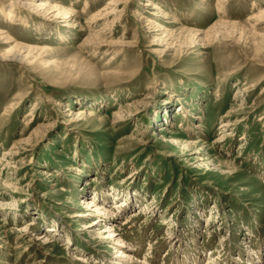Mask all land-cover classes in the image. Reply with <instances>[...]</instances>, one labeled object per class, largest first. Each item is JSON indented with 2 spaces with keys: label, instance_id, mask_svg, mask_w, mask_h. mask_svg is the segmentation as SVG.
Here are the masks:
<instances>
[{
  "label": "rangeland",
  "instance_id": "374dc122",
  "mask_svg": "<svg viewBox=\"0 0 264 264\" xmlns=\"http://www.w3.org/2000/svg\"><path fill=\"white\" fill-rule=\"evenodd\" d=\"M114 1L0 0V264H264V0Z\"/></svg>",
  "mask_w": 264,
  "mask_h": 264
},
{
  "label": "bare ground",
  "instance_id": "6f19581e",
  "mask_svg": "<svg viewBox=\"0 0 264 264\" xmlns=\"http://www.w3.org/2000/svg\"><path fill=\"white\" fill-rule=\"evenodd\" d=\"M110 4H118V3H116L114 0H113V2H111ZM46 8H48V4H47V1H42V2H40V3H38L37 5H36V9L38 10V11H42V10H44L43 11V13H45V11L47 10ZM51 8H53V9H55V7H51ZM54 11V10H53ZM114 12V11H113ZM112 12V13H113ZM51 13V12H50ZM107 14V13H106ZM62 15L64 16V17H66V18H75L76 17V12L72 9V8H70V7H67V8H65L64 9V11H62ZM100 15H102V14H100ZM43 17L44 16H46V15H42ZM97 16L98 15H96L94 18H93V20L91 21V22H95L96 20H98V19H101V18H97ZM104 16H106V15H103V17ZM94 24H96V23H94ZM94 28V27H93ZM102 33H104L103 31H101ZM0 33L1 34H5L6 32H2V31H0ZM26 49V48H25ZM36 49V48H35ZM35 49H31V50H35ZM0 60L1 61H18V62H20V63H23L24 62V60H25V57L23 56V55H20V54H17L16 52L14 53V54H12V55H6V56H3V57H0ZM226 125H229V124H226ZM81 203H85V202H83V200H81ZM124 203V202H123ZM88 204H89V206L91 207V208H93V207H98L97 206V204L94 202V200L93 201H90V202H88ZM104 204H102V205H100V208L99 209H97L96 211H94L95 212V214L93 215V214H91V215H89V214H86V215H89V216H94V217H99V215H101L100 214V211H104L105 210V208H104V206H103ZM127 204L125 203L123 206H126ZM100 218V217H99ZM130 221H128L127 223H129ZM90 227V226H89ZM27 231V230H26ZM20 232H25V230L24 229H20ZM112 232V231H111ZM114 232H116V231H113V233ZM117 238L118 239H120L119 238V235H117L116 236V240H117ZM50 242H53V239H51L50 238V236L47 238V241H46V243H50ZM123 256V255H122ZM120 258H122V257H120ZM143 264H146V262H142ZM124 264H130L129 263V261H127V263H124ZM211 264V263H210Z\"/></svg>",
  "mask_w": 264,
  "mask_h": 264
}]
</instances>
